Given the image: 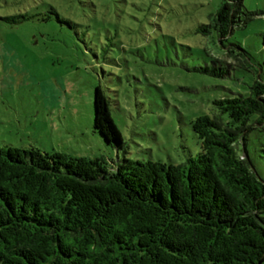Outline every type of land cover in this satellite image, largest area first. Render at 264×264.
Masks as SVG:
<instances>
[{"label":"trees","instance_id":"16d2710c","mask_svg":"<svg viewBox=\"0 0 264 264\" xmlns=\"http://www.w3.org/2000/svg\"><path fill=\"white\" fill-rule=\"evenodd\" d=\"M244 8L223 0L197 30L214 45L199 70L236 90L195 119L201 148L184 163L119 160L102 86L94 128L117 162L0 145V264H264V63L231 43Z\"/></svg>","mask_w":264,"mask_h":264},{"label":"rangeland","instance_id":"374dc122","mask_svg":"<svg viewBox=\"0 0 264 264\" xmlns=\"http://www.w3.org/2000/svg\"><path fill=\"white\" fill-rule=\"evenodd\" d=\"M222 2L0 0V145L117 162L94 128L102 86L125 143L119 160L180 164L197 155L193 122L236 90L231 78L199 70L214 45L197 30ZM243 2L253 16L242 15L231 43L264 63V0ZM252 158L264 177V151Z\"/></svg>","mask_w":264,"mask_h":264}]
</instances>
